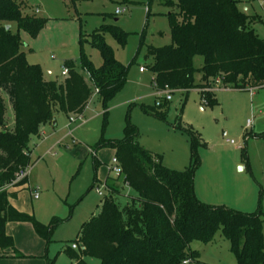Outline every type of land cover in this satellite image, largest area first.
Masks as SVG:
<instances>
[{
	"label": "trees",
	"instance_id": "1",
	"mask_svg": "<svg viewBox=\"0 0 264 264\" xmlns=\"http://www.w3.org/2000/svg\"><path fill=\"white\" fill-rule=\"evenodd\" d=\"M160 1L176 9L168 13L172 43L148 46L147 55L153 59L150 68L155 74L153 84L158 91L201 89L210 86L218 76L235 89L264 88V38L252 27L263 20L262 16L241 11L238 7L241 0ZM25 6V0H0L1 183L12 181L32 164L30 141L40 134L43 125L54 121L55 108L68 117L83 115L97 90L106 110V124L108 104L128 79L129 67L115 57L105 36L111 31L124 46L127 33L114 25L102 24L91 34V43L99 48L102 57L100 66L96 67L82 51L80 65L84 73L68 61V74L63 81L46 80L40 65L27 60L20 33L8 28L15 22L18 30L36 36L44 27L46 20L25 13ZM197 55L205 59L200 69L203 82L199 84L194 79L197 69L193 60ZM200 92L207 105L218 104L215 91ZM7 98L13 106V126L6 118ZM168 104L166 98L158 101L155 115L165 119ZM181 120L180 115L175 127L190 136L192 148L191 162L183 170L165 166L162 155L142 146L137 140L139 130L131 123L120 139L102 136L96 147L114 149L121 177L136 190L137 196L122 204L117 189L109 191L100 213L82 224L74 242L78 249L68 244L64 247L70 264H89L86 261L89 256L98 258L100 264H191L200 255L192 249V243L209 242L219 230L229 240L238 264H264V210L245 212L212 205L197 197L194 184L199 166L197 149L205 142L201 133ZM27 183L28 176L19 184ZM95 183L97 179L93 186ZM18 192L0 194L2 250L16 249L13 236L6 231L8 222L31 223L47 243L56 222L53 218L44 224L34 214L14 207L10 199H16ZM260 194L264 197V189ZM48 264H53V260Z\"/></svg>",
	"mask_w": 264,
	"mask_h": 264
},
{
	"label": "rangeland",
	"instance_id": "2",
	"mask_svg": "<svg viewBox=\"0 0 264 264\" xmlns=\"http://www.w3.org/2000/svg\"><path fill=\"white\" fill-rule=\"evenodd\" d=\"M25 1V13L45 19L46 24L36 36L18 30L15 22L9 26L13 32L20 33L27 60L40 65L46 80L63 81L68 61L84 73L80 65L82 51L96 67L100 66L102 57L99 48L91 43V34L102 24L114 25L127 33L124 46L111 31L105 36L115 57L129 67V71L124 88L108 104L106 124L104 105L86 76L94 94L82 117L72 123L70 117L55 108V126L49 123L46 135L34 136L30 141L32 164L28 179L30 187L39 192V198L30 197V190H24L16 204L44 224H49L53 218L56 222L51 240L45 242L41 255L27 259L0 257V264H6L3 261L48 264L50 259L53 264H70L64 247L75 242L84 222L100 213L109 191L117 189L122 204L137 196L136 190L125 184L123 177L109 171L114 165V150L96 147L102 136L122 138L129 123L138 128L137 140L142 146L162 155L165 166L183 170L191 162L192 148L190 136L175 127L181 115L182 123L201 133L205 142L197 149L199 166L194 181L197 197L212 205L245 212L264 210V197L260 194L264 189V88L239 90L222 82L216 86L218 104L213 107L204 102L200 92L203 88L174 90L169 93L166 118L154 113L156 103L168 92L158 91L153 84L155 74L150 68L153 59L147 55L148 46L172 43L168 13L176 8L160 0ZM117 7L124 12L116 15ZM238 7L247 14L262 16L263 20L252 27L264 38L263 0H241ZM204 61L202 55L193 60L197 84L203 82L200 69ZM141 67L145 68L144 72ZM6 100V118L13 126V106L8 98ZM95 179L97 183L93 186ZM105 180H109V188ZM18 224L11 223L9 230H14ZM26 225L34 232L32 224ZM24 238L27 249L35 247V243L27 242L30 241L27 232ZM191 247L200 253L198 261L191 264H238L229 240L220 230L209 242L195 241ZM86 261L100 264V260L92 256Z\"/></svg>",
	"mask_w": 264,
	"mask_h": 264
},
{
	"label": "crops",
	"instance_id": "3",
	"mask_svg": "<svg viewBox=\"0 0 264 264\" xmlns=\"http://www.w3.org/2000/svg\"><path fill=\"white\" fill-rule=\"evenodd\" d=\"M39 13V12H38ZM117 19V18H116ZM144 72V71H142ZM200 91V90H199ZM54 122H55V119L54 121L51 123V127H54ZM9 124L11 125V122H9ZM48 124H45L41 127V130H40V134L38 135L39 137L43 134V135H46L48 133V130L50 129V125L48 127ZM34 137V136H33ZM32 137V139H33ZM31 139V140H32ZM30 148H31V145H30ZM114 150V149H113ZM93 152V150H91ZM115 153V151H114ZM105 183L107 185V187L109 188V180H105ZM28 184L30 185L29 183V179H28ZM26 187V186H25ZM24 190H28V188L24 189ZM23 189L19 192H18V196L16 199H10V202L11 204L16 207L17 209H19L20 211H24V212H28V210H26L24 207H21L20 205L16 204L17 202L20 201V193L22 191H24ZM33 196L30 192V197ZM32 214V213H30ZM13 223V222H8L7 225H6V231L9 235L13 236L14 240H15V246H16V249L13 250V249H7V250H2L0 248V257H11V258H17L20 257V258H23V259H27V258H35L39 255L42 254V252L44 251L45 249V244L47 243L46 240H44L43 238H41L36 232H35V229H34V232L32 231V229L30 227H26L28 225H26V223L28 222H17L19 223L16 228L14 230H9V226L10 224ZM31 224V223H30ZM33 226V225H32ZM25 232L28 233V239H30V241H27V242H33L35 243V247L33 248H29L27 249V245L24 244V242L26 241L24 236H25ZM36 234V235H35ZM37 236L38 239H35ZM40 238V240H39ZM46 242V243H45ZM18 252V254H17ZM23 255V256H22ZM5 262L6 264H14V261H3Z\"/></svg>",
	"mask_w": 264,
	"mask_h": 264
},
{
	"label": "built area",
	"instance_id": "4",
	"mask_svg": "<svg viewBox=\"0 0 264 264\" xmlns=\"http://www.w3.org/2000/svg\"><path fill=\"white\" fill-rule=\"evenodd\" d=\"M39 11H40L39 9H36L37 13ZM123 12H124V9H122L121 7H117L116 10H115V14L116 15L121 14ZM140 70L141 71H145V68L141 67ZM64 74L65 75L68 74V68L67 67L64 68ZM221 83H222V77L218 76V77L213 79L212 85L204 87L202 89V91H215L216 86L220 85ZM96 92H97V90H96ZM165 92H168V94L166 95L165 98L167 100H170L171 99V95L169 93L172 92V91L169 90V89H166ZM81 117H82V115L72 114L70 116V122H72V123L76 122ZM227 142L234 143L233 140H227ZM113 163H114V165L109 168V171L113 170L118 176H121L122 170H121V167L119 165L118 159L116 157L113 158ZM28 172H29V167H26L25 169H22L17 174V177L15 179H13L12 181L4 182V183H1V181H0V194H2V193H12L14 191H19L20 189H22L23 187L26 186L30 190V192H31V194L33 195L34 198H39V192L37 190H35L34 188H31L28 183L24 184V185H20L19 184L25 177L28 176ZM105 185H106V183H105ZM106 187H107V185H106ZM98 192H99V194H102V191L99 188H98ZM71 246L74 249H78V244L77 243H72Z\"/></svg>",
	"mask_w": 264,
	"mask_h": 264
},
{
	"label": "water",
	"instance_id": "5",
	"mask_svg": "<svg viewBox=\"0 0 264 264\" xmlns=\"http://www.w3.org/2000/svg\"><path fill=\"white\" fill-rule=\"evenodd\" d=\"M10 26L8 25V28H9Z\"/></svg>",
	"mask_w": 264,
	"mask_h": 264
}]
</instances>
